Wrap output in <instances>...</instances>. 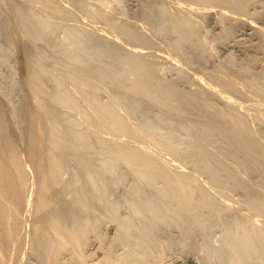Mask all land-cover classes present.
I'll return each mask as SVG.
<instances>
[{"label":"rangeland","instance_id":"rangeland-1","mask_svg":"<svg viewBox=\"0 0 264 264\" xmlns=\"http://www.w3.org/2000/svg\"><path fill=\"white\" fill-rule=\"evenodd\" d=\"M198 1L0 0V127L1 125L4 126L3 128L1 127L4 131L0 128V168L3 169L5 175L7 174L6 177L9 181L20 189L22 185L24 188H22V201L20 200L19 202L13 199L15 202L12 201L10 203L11 200L9 202L5 200V203L1 200L5 198L0 195V201L4 202V206L9 203L7 207H12L17 213L16 215L13 212L15 215L13 214L12 216L11 214L9 217H14L13 219L11 218L12 222L10 219L4 222L5 224H12L9 225L13 227L12 230H10L11 227L9 228L8 225H6L8 226L6 229L16 233L12 232L14 235L11 233L12 240L10 245L6 244L5 246L8 245L7 247L4 246V248L0 249V264H264V207L262 208L258 203L253 204L242 191L235 190L233 178L226 180L228 186H225V190L222 189V184L219 185L221 180L216 182L218 179L213 177L212 172L209 171L210 175L209 172L206 173V169H202L205 166L204 161L202 166L203 157L201 160L199 158L201 157L200 155L191 156L190 153L192 154V152H187V142L190 139L195 140L197 137L199 139L198 130L202 132V130L205 131L204 129H206L208 131L210 127L207 125L211 123L213 125L212 119L208 118L210 120H206L207 117H200L201 119L191 118V114V117H189V114L184 109L181 110L180 107L182 106L178 107L173 104H169L172 112L167 109L164 110L158 106L159 95L153 89L144 91L143 97L137 96L139 95L138 93H131L134 83L139 78L137 73H134L133 70H130L124 64V60L129 56H140L144 58L145 63H147L149 69L154 72L157 78L163 82H168L176 91L183 96L185 95L186 99H193L194 94H196L195 97L199 98H194L196 102L210 104L209 106H212L210 107L211 113L214 114L215 112L214 115L217 113L219 117L223 116L226 120L229 119L227 121H230L233 126H236V123L244 118L242 122L245 124L249 123L247 130L251 137L256 138L255 135H259V140L258 138L255 140H258L256 144L259 142L260 144L258 145L264 146V102L260 103L264 99L260 94L258 97V91L264 90V0H242V5L239 3L241 0H239L238 3L243 8V12L240 10L242 9L241 7L239 9V5L236 8L235 6L231 7L230 10V8L209 4L208 0ZM48 6L50 9L47 8ZM16 8L18 14L21 13L20 16L15 13ZM56 9L57 11L58 9L59 11L62 9L68 11L66 14L69 15L65 14L59 18L56 14ZM238 9L240 10L239 12L236 11ZM222 10L223 12L225 11V14L222 13ZM22 12L35 14L37 17L35 22L40 31L43 32V35L46 33L48 36L44 38L42 35L43 37L40 36L38 39V36L29 34L28 27L23 24L21 19ZM130 33L141 36L143 40V42H139L141 47L137 45L138 42L132 41ZM192 34L196 36V43L199 42L200 47L197 48L198 44L196 43H192L193 45L188 43V37ZM92 37L95 39L99 38L98 42L92 45V50L85 49V53H89L88 59H91V62L94 60V62L91 64L88 59H82L77 62L76 60L80 52H82V48L79 46L81 41ZM40 39H43V41ZM104 41H106V44ZM111 43L113 44L112 47L117 48H114V50H118L116 53L121 52L119 53L121 55L118 62L124 64V67L117 71H115V64H111L113 63L112 60L110 62L112 54L109 56L104 51L107 48L109 50L112 48L109 47ZM107 44L108 47L105 49ZM102 47L104 50L100 49ZM110 51L112 52V49ZM31 63L35 64L32 65L33 68H38L34 72L31 67L34 72V74L31 72L33 74L31 76L35 79L36 73L42 74L41 79L44 76L45 78L42 80L47 85L42 83L45 86L42 85L38 88L41 84H34L36 81L30 76ZM97 67L102 68L100 73ZM229 77L230 79H228ZM222 79L228 80L227 82L229 83L232 82V84L228 83V85L229 87L232 85L231 89L234 88L235 91L233 89L231 92L228 91L230 95H226L227 89L223 86L228 85H226L227 83L221 84L223 83ZM34 85L38 86L35 88L36 90L38 88L39 92L32 90ZM42 87H46L44 88L45 91H43ZM47 89L48 91L46 92ZM50 89L56 90L54 91L55 93L52 91L53 95L55 94L54 96L52 92H49ZM236 90L238 92L240 90L239 94ZM233 91L235 93H232ZM33 92H38L39 94L44 92L46 95L43 93L45 99L48 96L49 98L47 97V99L49 101L43 99L44 97L42 98V96L41 99L39 94H37V97ZM48 92L49 94H47ZM61 92L63 95L66 94V96H71L74 99L73 107L76 105L75 108L78 110H75V108L72 110L71 106L64 102L63 99L56 101ZM32 94L37 101H35L34 96V98L32 97ZM248 95L249 98L247 97ZM228 96L234 98L226 99L229 98ZM51 97H55L53 99L58 103L54 102L53 105V102H51L49 105L47 102H50ZM135 97H138V99ZM245 97L248 98V102L246 101L247 99L244 100ZM253 97L256 99L255 101ZM231 100H233L232 102L236 100V102L232 103L230 102ZM110 103L118 105L114 107ZM108 104L112 107L107 108L108 110L103 108V106L108 107ZM58 105H61V107ZM63 106L66 109L62 108ZM251 106H254L252 107L253 109ZM113 108L116 111L118 109L119 113L121 112L120 116L122 115V118H118L119 113L118 111L117 113L116 111L113 112ZM105 109L109 112L112 109L114 114L112 113L111 115L109 113V115ZM250 110L251 112H249ZM77 111H80L78 116L76 115ZM115 114H118V116L114 117ZM226 114L230 116L228 117ZM62 115L65 117L63 118ZM239 115L243 117L242 120ZM46 117H50L51 123ZM86 118H88L87 120L90 118L94 124L98 122V130L97 127L95 130L93 129L95 125H93V128L90 126L92 129L89 124L85 125V123L87 124ZM115 118H118V120ZM246 118L248 123L245 122L247 121ZM45 119L46 123L44 122ZM58 119L59 121H57ZM120 119L121 122L119 121ZM68 122H70V127L74 122L79 123V128L77 127L75 132L78 131V134L84 132L81 134L88 136L91 146L88 149L89 151H83L85 148L80 146L75 145L74 147L73 141L70 142L71 145L69 144V137L66 138L70 134L71 129ZM57 123L58 128L56 127ZM61 123H63L62 126ZM119 124H124L125 126H122L126 128L117 131V129L122 128ZM80 125L83 127H80ZM99 125H101L102 130L99 129ZM112 126L114 127L111 128ZM129 126L131 130L135 128L136 133H138L137 130L141 129L143 133H138V137L131 130L129 132ZM203 126H207L208 129ZM136 127H140V129H136ZM125 129L128 130L125 131ZM249 129L252 132L256 130V133L253 132L252 134ZM112 130L118 133L116 134L113 131L114 134L112 135ZM122 130L125 132L123 133ZM133 133L135 136L131 135ZM140 134H144L147 138H144L145 136L143 135V139L142 137L140 139V136H142ZM31 135L32 137H30ZM35 135L39 140L38 144H40L37 148H40V150L42 148L41 152L43 155L47 152L46 149H53L56 156H58L56 168H53L55 170L58 168L59 170L60 166L61 170H57L60 173L55 171L56 174H54L50 170L47 172L51 167L43 160V155L42 157L41 154L37 155L38 157L40 155V159L38 157L36 159L32 158L35 156V152L41 153L40 150H35L38 145L32 144L34 143L32 138ZM63 135H66L64 136L66 139ZM101 136L103 140L107 139L106 141L114 142L117 145L121 144L119 146L126 144L124 147L127 150L126 154L128 153L129 155L131 152L132 154L133 152L135 154L140 153L143 148V152L147 151V153L145 152L148 155L147 157L152 161L155 159L154 163H163V165L160 163H157V165H162L161 168L163 167L165 170L169 168L167 170L172 176H174L173 173L175 172L176 174L185 175L189 179L191 178V181L196 180L188 185V190L192 192L193 196L189 204L192 211L190 212L188 207L189 213L186 214L187 210L185 211L184 206L180 204L181 196H177V199L171 198L172 193H169L171 188H173L171 183L167 184L160 177L153 180V184H151L149 181L151 180L152 169L142 166V168L140 167L141 170L146 169V171H141L139 168L136 170L140 172L134 173L136 170L130 171V165L126 163L127 158L123 162L124 165L112 163L114 165L110 167V172H112L106 174L104 178L105 174L99 169L103 171V165L101 164L111 160H109L110 157L107 159V156H104L98 141L96 142L97 137L100 138ZM116 136H118V140H115L117 139L115 138ZM233 136L227 135L228 142L234 146L239 145V137ZM130 142L133 143L130 145L128 144ZM5 143L10 144L9 147L7 144L9 149L5 147ZM128 145L130 148L135 146V149L132 147L133 151L130 150ZM221 145L222 149H226L223 148L226 144L217 143L220 151H224L221 149ZM81 148L83 149L82 151ZM136 148L141 149L137 151ZM156 148H159L158 152ZM161 149H164L162 153L160 152ZM171 150H174V155L176 153L178 156L180 155L178 158L180 160L177 159V161V157L174 158L175 156L170 154ZM30 151L33 153L31 154ZM11 154L14 155L11 156ZM126 154L125 157H128ZM145 154L143 153L142 155ZM241 154L244 155L247 161H249L250 157L252 159L254 157V154ZM240 155L239 157L242 156ZM12 157H16L19 162L21 161L22 166L24 165L23 168L27 172V174L25 172L27 177H25L26 180L24 179L25 183L18 178L17 172L12 170ZM192 157H194V160ZM195 157H198L199 160ZM233 157L231 158L236 160L230 159L228 165L230 166L229 168H232L233 164H235L237 169L235 166V169H231V171L233 172L234 170L235 175L237 172L238 176H243V180L249 178L244 183L250 184L253 188L256 187V190H260L264 194V188L257 185L264 179V162L262 166L261 163L258 166H251L252 170L247 168L248 173H244L243 171L240 172L241 169L237 170L238 166H240V161L245 160L242 157L240 158L241 160H237L238 156L235 155ZM37 158L38 161H36ZM130 158L131 155L128 160ZM41 159L42 163L39 162ZM38 162L43 164L44 167L37 164ZM125 163L129 166H126ZM5 165L9 166L10 171ZM131 168L135 169L132 166ZM39 169H41L42 174L41 171H38ZM7 170L9 171L8 173ZM253 170L258 172L256 173ZM148 171L151 172L149 173ZM73 172L75 173L74 176H72ZM91 172L93 175L89 174ZM45 173L47 177L45 176L44 178L46 180L48 178L47 183L49 185H47L46 191L42 192L39 179ZM95 173H97L98 182L93 181L94 179L97 180ZM52 175H57V177ZM89 175L92 177L90 178ZM238 176L234 180L240 178ZM148 178L150 179L149 181H147ZM241 179L240 181H242ZM230 180H232L231 183H229ZM14 181H17L18 184L14 183ZM147 182H149V187L144 185ZM196 182L199 183L197 185V187L199 186L198 188L195 185ZM90 183L96 186L92 187ZM81 188H83L82 191H80ZM199 189H202L203 192L205 191V195L208 194L210 201H215L213 203L218 205V207L215 204L216 208L214 210L212 209L214 207H208L209 209L199 207L200 198L204 195ZM99 194L102 195V198ZM41 195L45 197L46 203L48 200V203L40 207L38 202L43 199ZM80 195L82 196L80 197ZM90 196L94 200H91ZM155 196H157L156 200ZM153 197L155 201L151 203L150 201ZM97 200L99 201L97 202ZM104 200H106V206H104ZM63 202L65 205L68 203V207L74 204L76 206L74 213L70 215L74 222L71 221L70 216L69 219L68 217L67 219L63 218L64 221L62 223L64 222L63 224H65L66 228L61 231V234L68 233L66 236H70L69 232L73 230V225L77 220H79L77 224H79L78 222L83 224V221H88L86 222L87 226L84 223L85 225L82 229L83 243L79 245L74 243V245L78 246L70 245V248L66 247L62 239L54 235L56 226L53 227L54 225L52 226L51 224L49 227L48 223L46 224L52 216L53 218L58 216L56 215L57 213L63 215V213H60L65 208ZM92 202H94L93 205ZM153 202L156 203L155 206L158 208L153 206L155 204ZM17 203L18 206H16ZM81 206L89 208L90 211L85 210L89 214L83 213L82 215V212L79 214L82 209ZM59 208L63 209L60 211ZM144 208L148 209L147 213L149 214H145L146 210ZM152 208H155L154 211ZM180 210L184 212V216L182 214L181 216L179 215L181 213L179 212ZM53 218L49 224L54 220ZM56 218L59 219V217ZM14 219L15 221H13ZM59 220L61 221L62 219ZM129 223L132 224V227L127 230L129 238L124 237L123 239L121 237L123 233L121 232ZM56 224H58L57 219ZM2 225L1 228H5L4 224ZM92 226L93 228L95 227L93 230ZM228 233H232V236ZM229 236L231 238H228ZM150 241L152 242L150 243ZM142 246L147 248L145 249ZM143 248L145 251L140 250ZM142 251L147 256H144L145 254Z\"/></svg>","mask_w":264,"mask_h":264},{"label":"bare ground","instance_id":"bare-ground-1","mask_svg":"<svg viewBox=\"0 0 264 264\" xmlns=\"http://www.w3.org/2000/svg\"><path fill=\"white\" fill-rule=\"evenodd\" d=\"M198 1V0H197ZM201 1V0H200ZM203 1V0H202ZM248 1V0H247ZM61 2V1H60ZM66 2V1H65ZM191 2V1H190ZM199 2V1H198ZM239 0H208V3L209 4H212V5H214V6H217V7H222V8H230V10H231V7H234L235 6V8H236V6L238 7V5H239V9H240V7H241V3H242V0L239 2ZM244 2V1H243ZM206 3V2H205ZM245 3V2H244ZM251 3V2H250ZM60 4V3H59ZM195 4H197V3H195ZM62 5H64V4H62ZM204 5V4H203ZM211 5V6H212ZM248 5H250L249 3H248ZM245 6V5H244ZM247 6V5H246ZM66 7V6H65ZM216 7V8H217ZM48 9H50V7L48 6L47 7ZM202 8V7H201ZM212 8V7H211ZM210 8V9H211ZM215 8V9H216ZM242 8V7H241ZM246 8V7H245ZM52 9V8H51ZM65 9V8H64ZM69 9V8H68ZM208 9V8H207ZM214 9V10H215ZM218 9V8H217ZM236 10V11H240V10H242V12H243V8L242 9H240V10ZM55 10V9H54ZM53 10V11H54ZM66 10V9H65ZM65 10H60L59 11V9H58V11H57V9H56V14L59 16V18H61L62 16H64L65 14H66V12H68V11H65ZM220 10V9H219ZM233 10V9H232ZM245 10V9H244ZM18 10H17V8H16V14L17 15H21V13L20 14H18V12H17ZM51 12H52V10H50ZM55 12V11H54ZM219 12V11H218ZM225 12V11H224ZM223 12V10H222V13H224ZM233 12H235V11H233ZM23 14H22V22H23V24H25L27 27H28V29H29V34L31 33V35H35V36H38V39H39V37L40 36H42L43 35V32H41L40 31V29H39V27H38V25L36 24V22H35V18L37 19V17H36V15L35 14H31V13H24V12H22ZM241 13V12H240ZM225 14V13H224ZM236 14V13H235ZM66 15H69V14H66ZM226 16V15H225ZM228 16V15H227ZM230 16V15H229ZM241 16V15H240ZM237 17V16H236ZM245 17V16H244ZM225 18V17H224ZM247 19V18H246ZM249 19V18H248ZM19 20H20V18H19ZM21 22V21H20ZM26 27V28H27ZM131 34V33H130ZM44 36V38H46V36H48V34H44L43 35ZM42 36V37H43ZM32 37V36H31ZM34 37V36H33ZM41 37V38H42ZM35 38V37H34ZM37 38V37H36ZM43 38V39H44ZM43 39H40L41 41H43ZM99 38H97V39H95V38H91V39H88V40H83V41H81V43H80V47L82 48V52H80V54H79V56H78V58H77V62L80 60H82V59H88L89 58V53H85L86 51H85V49H90V50H92V45L93 44H95V43H97ZM131 39H132V41L133 42H138V44L137 45H139V44H141V43H139V42H143V40L141 39V36H139L138 34H131ZM130 39V40H131ZM196 36L194 35V34H192V35H190L189 37H188V43L189 44H192V43H196L197 41H196ZM263 39V38H262ZM45 41V40H44ZM103 41V40H102ZM107 41V40H106ZM106 41H104V43L106 44ZM199 41V40H198ZM263 41V40H262ZM37 42V41H36ZM107 42H109V41H107ZM145 42V41H144ZM104 43H101V44H104ZM134 43V44H135ZM199 43V42H198ZM198 43H196V44H198ZM100 44V45H101ZM104 44V45H105ZM108 44H110V43H108ZM108 44L105 46V49L108 47ZM143 44H145V43H143ZM143 44H142V46H143ZM200 44V43H199ZM199 44L196 46L197 48L198 47H200L199 46ZM203 44V43H202ZM201 44V45H202ZM99 45V44H98ZM112 43H111V46L109 45V47H112ZM147 45V44H146ZM193 45V44H192ZM102 46V45H101ZM140 46V45H139ZM141 47V46H140ZM193 48H194V46H192ZM195 47V48H196ZM204 47V46H203ZM202 47V48H203ZM103 48V47H102ZM102 48H100L101 50H104V48L102 49ZM114 48L115 47H112V48H110V50L112 49V52L108 49H106V50H104L105 51V53H107V54H109V56L112 54V56H110L111 57V59H110V62H111V60H112V62L113 63H111V64H115V66H116V69H115V71H117V70H119V69H121V67H124V64L130 69V70H133L134 71V73H137L138 74V78H139V80L136 82V83H134V85H133V89H132V91H131V93H138L139 95H137V96H139V97H143V95H144V91H148L149 89H153L158 95H159V99H158V106H160L161 108H163L164 110H168V111H171L172 112V109H171V107H170V105L169 104H173V105H176V106H178V107H180V106H182V107H180L181 108V110L182 109H184L185 110V112H187L188 114H189V117H191V115H192V117L191 118H193L194 117V119H195V117L196 118H200V117H207L206 118V120L208 119V118H211L212 120L211 121H213V125H211L212 123L211 122H209V123H211L210 125L208 124L207 126H209L210 128H209V130L207 131L206 129H204L205 131H203L202 130V132L200 131V130H198L199 129V127H198V132H199V139H198V137H197V139H195V140H193V139H190L188 142H187V145L188 146H186L187 148V152H192V154L190 153V155L192 156V155H194V156H196V155H200L201 157H199L201 160H202V166H203V163H204V167L202 168V166H200L203 170H205L206 171V173H208L209 171L210 172H212V175H213V177L214 178H217L218 180L216 181V182H219V180H221L220 182H219V185L220 184H222V189H224L225 188V186H228V182H226V180H229V179H232L233 180V182L235 183V185H233V186H235V190H239V192L240 191H242L243 193H244V195H246V198H248L249 197V200L253 203V204H255V203H258L259 204V206H261L262 208L264 207V194H262L261 193V191L260 190H256L257 188L255 187V188H253V186H251L250 184H247L246 182L244 183V181H248L249 180V178L248 179H246V180H243L244 178H243V176L242 177H240V176H238L237 175V172H236V175H235V173H234V170H233V172L231 171V169H235V164H233V167L232 168H229L230 166L228 165V162H229V160L230 159H233L234 157V155L235 156H238V158H237V160H241L240 158L242 157V159L243 160H245V161H240V166H238V170L237 171H239V169H241L240 170V172H247L248 170H247V168L249 169V168H251V166H258V164H260L261 163V166H262V163L264 162V146L263 145H258V144H260L259 142L256 144V142L259 140V135H255L256 136V138L255 137H251V134H249V131L247 130L248 129V119H247V121H245V122H247L248 124H245V123H243L242 121L244 120V118L241 116V115H239L240 117H241V120H242V118H243V120L242 121H238V123H236L237 125L236 126H233V125H231V123H230V121L228 122L227 120H229V119H225L223 116L221 117H219L218 116V114L216 113V115H214L215 114V112H214V114L213 113H211L210 112V107H212V106H209L208 104H206V102H205V104H204V102L203 103H198V101L196 102L195 101V99H196V97H195V95L196 94H194V98L193 99H186V96H185V98H184V96L180 93V92H178V91H176L174 88H173V86L172 85H170L168 82H163L162 80H160L159 78H157L156 76H155V74H154V72L151 70V69H149V67H148V65H147V63H145V61H144V58L143 57H140V56H129L127 59H125L124 60V64L121 62V63H119L118 62V60H120V55L121 54H119V53H121L120 51L118 52V53H116L118 50H114ZM143 48V47H142ZM196 48V49H197ZM115 49H117V48H115ZM144 49V48H143ZM200 49V48H199ZM205 50H206V48H204ZM115 52H114V51ZM262 50V49H261ZM122 51V50H121ZM111 52V53H110ZM114 52V53H113ZM202 52H203V50H202ZM201 52V53H202ZM206 52V51H205ZM204 53V52H203ZM208 53V52H207ZM205 54V53H204ZM206 55V54H205ZM204 55V56H205ZM203 56V55H202ZM210 57V56H209ZM91 59H88V61H90ZM94 62V60H92V62L90 61V63L92 64ZM34 63H31L29 66H30V73L32 72L33 74H34V72H36V70L38 69V68H33V65ZM35 65V64H34ZM101 66V65H100ZM31 67L34 69V72H33V69H31ZM98 69H99V73H100V71H101V69H100V67H97ZM104 68V67H103ZM41 70V69H40ZM38 72V71H37ZM104 72V71H103ZM102 72V73H103ZM30 74V76L31 75H33V74ZM101 75V74H100ZM41 76H42V74L40 75V73H36L35 74V79H34V77L33 76H31L33 79H34V81H36L34 84H36V85H39V84H41V85H39V87L38 86H36V85H34V89H33V87H32V90H36V88L35 87H38V88H40L42 85H44L45 84V82H43V78H45L44 76L42 77V79H41ZM30 77V78H31ZM31 78V80H33ZM216 78V77H215ZM225 78V77H224ZM223 78V79H224ZM222 79V80H223ZM228 79H230V77L228 78ZM42 80V81H41ZM45 80V79H44ZM219 80V79H218ZM224 81H226V79L225 80H223L222 82L223 83H221V84H225V83H227L226 85H228V83L229 82H224ZM32 82V81H31ZM220 82V81H219ZM33 83V82H32ZM31 83V84H32ZM42 83H44V84H42ZM229 84H232V82H230ZM45 85H47V84H45ZM44 85V86H45ZM53 85H55L54 83H53ZM220 85V84H219ZM235 85V84H234ZM233 85V86H234ZM218 86V85H217ZM216 86V87H217ZM224 88H226L227 89V93H226V95H230V93L229 92H231L232 91V89L235 91V89L234 88H232L231 89V87H232V85L229 87V85L228 86H223ZM235 87V86H234ZM38 88H37V90L36 91H38ZM44 88H46V87H42V89H43V91H45L44 90ZM236 88V87H235ZM49 89V88H48ZM48 89L46 90V92L48 91ZM240 89V88H239ZM31 90V91H32ZM39 90H41V89H39ZM225 90V89H224ZM54 92V91H56V90H52V89H50L49 90V92L51 93V92ZM229 91V92H228ZM232 92V93H235V92ZM237 91V90H236ZM35 92V91H34ZM33 92V93H34ZM39 92V91H38ZM34 93V95H37V94H39V93ZM49 92L47 93V94H49ZM53 92H52V95H53ZM224 92V91H223ZM226 92V91H225ZM238 92V91H237ZM239 92H240V90H239ZM239 92H238V94H239ZM260 92V93H259ZM43 93L44 92H42V93H40L39 94V96H40V98H41V96H42V98L44 97V95H45V93H44V95H43ZM55 93V92H54ZM59 93V92H58ZM244 93V92H243ZM255 93H257V92H255ZM56 94H57V92H56ZM60 94V93H59ZM58 94V95H59ZM237 94V95H238ZM259 94H260V96L262 95V97H263V99H264V90H259L258 91V97H259ZM33 94H32V97L34 96ZM55 95V94H54ZM53 95V96H54ZM136 95V94H135ZM182 95V96H181ZM240 95H242V93H240ZM46 96V95H45ZM256 96V95H255ZM35 97V96H34ZM33 97V98H34ZM37 97H38V95H37ZM48 97V96H47ZM47 97H46V99H47ZM56 97V96H55ZM55 97H51L52 99L53 98H55ZM191 97V96H190ZM229 98H226V99H230V98H234V97H230V96H228ZM238 97V96H237ZM241 97V96H240ZM244 97V96H243ZM242 97V98H243ZM248 98H249V95L247 96ZM247 97H245L244 98V100L245 99H247L246 101L248 102V98ZM257 97V96H256ZM262 97H261V99H262ZM39 98V100H41ZM49 98V97H48ZM50 98V102H47V103H49V105L51 104V102H53V105H54V102H55V99H51ZM135 98H137L138 99V97H135ZM198 98V97H197ZM254 98V97H253ZM35 99H36V97H35ZM34 99V100H35ZM43 99H45V97L43 98ZM45 99V100H46ZM61 99H63L64 100V102H66L68 105H70L71 106V109L73 110L75 107H76V105H75V107H73V105H74V99L71 97V96H66V94L65 95H63L62 94V92H61V95L59 96V97H57V99H56V101H58V100H60L61 101ZM136 99V100H137ZM199 99V98H198ZM252 99V98H251ZM38 100V101H39ZM44 100V101H45ZM256 99L254 98V101H255ZM35 101H37V99L35 100ZM47 101H49V99H47ZM195 101V102H194ZM200 101H201V99H200ZM204 101V100H203ZM233 100H231L230 102H232ZM238 101V100H237ZM251 101V100H250ZM252 101H253V99H252ZM260 101V100H259ZM234 102H236V100H234ZM234 102H232V103H234ZM261 102H264V100L262 101H260V103ZM44 103V102H43ZM55 103H58V102H55ZM113 103H115V102H113ZM117 103V102H116ZM244 103H245V101H244ZM250 103V102H249ZM248 103V105L250 106V104ZM251 103H253V102H251ZM59 104H60V102H59ZM76 104V103H75ZM111 104V103H110ZM108 104L109 106L108 107H105V106H103V108H111L114 104ZM247 104V103H246ZM254 104H256L255 102H254ZM57 105V104H56ZM63 105H64V103H63ZM115 105H118V104H115ZM115 105H114V107H115ZM251 105H253V104H251ZM261 105V104H260ZM43 106V105H42ZM58 106H60L61 107V105H58ZM263 106V105H262ZM50 107V106H49ZM73 107V108H72ZM119 107V106H118ZM117 107V108H118ZM252 107H254V106H251V108ZM62 108H64V106L62 107ZM61 108V109H62ZM245 108V107H244ZM248 109H251L250 107H247ZM40 109V108H39ZM58 109V108H57ZM64 109H66V108H64ZM77 108H75V110H76ZM105 109V110H106ZM107 109V110H108ZM114 109V108H113ZM120 109V108H119ZM247 109V110H248ZM253 109V108H252ZM263 109H264V107H263ZM41 110V109H40ZM60 110V109H59ZM58 110V111H59ZM78 110V109H77ZM106 110V111H107ZM213 110V109H212ZM16 111V110H15ZM62 111H63V109H62ZM61 111V112H62ZM68 111V110H67ZM103 111H104V109H103ZM103 111H101V112H103ZM105 111V112H106ZM111 112H109V111H107L108 112V114L110 113L111 115H112V113L114 112V111H116V109H114L113 110V112H112V109L110 110ZM117 111H118V109H117ZM117 111H116V113H117ZM69 112V111H68ZM106 112V113H107ZM182 112V111H181ZM249 112H251V110L249 111ZM17 113V112H16ZM63 113H66V112H63ZM80 114V111L78 112L77 111V116ZM118 113H119V111H118ZM109 114V115H110ZM114 114V113H113ZM120 114H121V112L119 113V116H118V114H115L114 115V117H116V115L118 116V118L120 117V118H122L121 116H120ZM191 114V115H190ZM241 114H243V113H241ZM252 114V113H251ZM227 115V114H226ZM225 115V116H226ZM249 115V114H248ZM253 115H255V114H253ZM258 115V114H257ZM20 116V115H19ZM188 116V115H187ZM217 116V117H216ZM228 116V115H227ZM230 116V115H229ZM228 116V117H229ZM250 116V115H249ZM252 116V115H251ZM62 117H63V115H62ZM65 117V116H64ZM63 117V118H64ZM109 117V116H108ZM113 117V116H112ZM254 117V116H253ZM256 117V116H255ZM260 117V116H259ZM49 121H50V123H51V121L52 120H50L49 118L50 117H46ZM56 118V117H55ZM118 118L116 119V120H118ZM223 118V119H222ZM51 119H52V117H51ZM60 119V118H59ZM59 119L57 120V121H59ZM77 119H78V117H77ZM80 119V118H79ZM82 119V118H81ZM84 119V118H83ZM88 118H86L85 119V121H87V124L85 123V125H88L89 124V127L91 126L92 128H93V125H95L94 126V130L96 129V127H97V130H98V126H97V124H99L97 121V124L95 123L94 124V122L92 123L91 122V119H92V117H91V119L89 118V120H87ZM201 119V118H200ZM203 119V118H202ZM252 119V118H251ZM17 120V119H16ZM62 120H65V119H62ZM76 120V119H75ZM93 120V119H92ZM95 120V119H94ZM115 120V121H116ZM197 120V119H196ZM208 120H210V119H208ZM239 120V119H238ZM68 121V120H67ZM77 121V120H76ZM120 122H121V119L119 120ZM202 121V120H201ZM203 121H205L204 119H203ZM252 121V120H251ZM45 123H46V119H45V121H44ZM78 122V121H77ZM82 122V121H81ZM124 122V121H123ZM260 122V121H259ZM264 122V121H263ZM3 123V122H2ZM49 123V124H50ZM197 123V122H196ZM252 123V122H251ZM261 123V122H260ZM47 124H48V122H47ZM62 124L63 123H61V126H62ZM67 124V123H66ZM193 124H195V122H193ZM257 124H259V123H257ZM54 125V124H53ZM56 125V124H55ZM68 125H69V127H70V122H68ZM68 125H66V126H68ZM119 125H121V124H119ZM122 125H124V124H122ZM121 125V127L122 128H119V129H117V131L118 130H120V129H124V128H126V127H123ZM130 125V124H129ZM254 125V124H253ZM100 127H99V129L100 130H102L101 128V125H99ZM118 126V125H117ZM125 126V125H124ZM126 126H128L127 124H126ZM131 126V125H130ZM130 126L128 127V129L130 128ZM134 126V125H133ZM132 126V127H133ZM195 126V125H194ZM207 126H203V127H205V128H207L208 129V127ZM1 127L3 128L4 126L3 125H1ZM0 127V128H1ZM56 127L58 128V123H57V125H56ZM79 128V123H76V122H74V123H72L71 124V129H70V134H68L67 136L66 135H63V137L64 136H66V138H68L69 137V144L71 145V143L70 142H72L73 141V144H74V147H75V145L76 146H80V147H83V148H85V150H83L82 148H81V151L83 150V151H85V152H87V151H89L88 149H90L91 148V146H90V144H89V139L87 138L88 136L87 135H83V134H81V133H84V132H81V133H77V132H75V129L76 128ZM80 127H83V126H81L80 125ZM90 127V128H91ZM114 126H112L111 128H113ZM116 127V126H115ZM120 127V126H119ZM250 127V126H249ZM1 128V129H2ZM60 128V127H59ZM67 128V127H66ZM84 128H86L85 126H84ZM88 128V127H87ZM89 128V129H90ZM91 128V129H92ZM109 128V127H108ZM107 128V129H108ZM110 128V129H111ZM118 128V127H117ZM139 129H140V127H138ZM137 127H136V129H138ZM257 128V127H256ZM104 129V128H103ZM127 129V130H128ZM3 131H4V129H2ZM58 130V129H57ZM68 130V129H67ZM94 130H93V132H94ZM126 129H125V131H127ZM130 130L131 129H129V132H130ZM132 130H134V131H132ZM132 130H131V132H134V133H136L135 132V128L133 129L132 128ZM142 130V129H141ZM141 130H137V132L138 133H143V132H141ZM249 130H251V129H249ZM254 130V129H253ZM66 131V130H65ZM86 131L88 132V130L86 129ZM113 131H115V130H112L111 132H113ZM124 131V132H125ZM143 131V130H142ZM256 131V130H255ZM255 131H253V132H255ZM258 131V130H257ZM86 132V133H87ZM108 132H109V130H108ZM116 132V131H115ZM121 132V131H120ZM119 132V133H120ZM122 132H123V130H122ZM123 132V133H124ZM251 132H252V130H251ZM253 132H252V134H253ZM5 133V132H4ZM66 133V132H65ZM92 133V132H91ZM96 133V132H95ZM102 133V132H101ZM100 133V134H101ZM118 132H116V134H117ZM131 134V135H134L135 136V134ZM138 133H136V135L138 136L139 134ZM256 133V132H255ZM110 134V133H109ZM114 134V132L112 133V135ZM115 134V135H116ZM34 135V134H33ZM70 135V136H69ZM93 135H94V133H93ZM98 135V134H97ZM114 135V136H115ZM119 135V134H118ZM120 135H122V134H120ZM129 135V134H128ZM131 135H130V137H131ZM140 135H142V134H140ZM144 135V134H143ZM140 136V139H141V137H142V139H143V137L145 136ZM147 135V134H146ZM227 135L228 136H232V135H234L235 137H239V141H240V143H239V145H236V146H234V145H231L228 141L229 140H227ZM114 136H112V137H114ZM134 136H133V138H134ZM233 136V137H234ZM30 137H32V135L30 136ZM73 138V140H71L72 138ZM107 137V136H106ZM118 136H116L115 138H117ZM139 137V136H138ZM137 137V138H138ZM65 138V137H64ZM65 138V139H66ZM71 138V139H70ZM100 138H102V139H100ZM97 137V139H100V140H97L96 139V142L98 141V145H99V147H100V150L101 151H103L102 153H104V156H107V159H109L108 157H110V159L109 160H111L110 162L109 161H105L104 163H102L101 165H103V171L101 170V169H99L101 172H103V174H105V176H104V178L106 177V174H110L111 172H110V167H112V166H114L112 163H114V164H117V163H121V164H123V162L126 160V158H127V161H126V163H128L129 165H130V167H129V169H130V171L131 170H136V169H139L140 167L142 168V166L144 167V168H149V169H152V172H151V177H150V179L148 178V180L147 181H149L151 184H153L152 182H153V180H155L156 178H163L164 180H165V182L168 184V183H171L172 185H173V188H171V190L169 191V189H168V191H169V193L171 192L172 193V195L171 194H169V195H171L172 197L171 198H174V199H177L176 197L177 196H181V199H180V201H181V205H183L184 207V210L186 211L187 210V208L189 207H191V205L189 206V204H190V202H191V200H192V192L191 191H189L188 190V185H189V183H191L192 181H191V178L189 179L188 177H186L185 175H182V174H180V173H173V175L174 176H172V174H170L168 171L169 170H167V169H169V168H167L165 165V167L167 168L166 170L165 169H163V167L161 168V166L163 165V163H160V162H157V160H156V162L157 163H160V164H162L161 166H160V164H158L157 165V163H154L153 161L155 160V159H153V161L149 158V157H147L148 155H146L145 154V152L147 153V151L145 150L144 152H143V148L141 149V148H136L137 149V151L138 150H140V153L138 152L137 154H135L134 152H133V154H132V152L130 153V155H131V158L128 160V158L130 157V155L128 154H126V152H127V150H126V147H124L126 144H124V146L122 145V146H119V145H121V144H119V145H117V144H115L114 142H111V141H106L107 139H105V140H103V137L101 136V137ZM144 138H147V136H145ZM150 138V137H149ZM258 138V140L257 141H255L256 139ZM33 139V141H34V143H32V144H37L38 146H33V147H35V150H37L38 148L37 147H39V145L40 144H38V139H37V137H36V135L32 138ZM24 140V139H23ZM112 140H113V138H112ZM115 140H118V138L117 139H115ZM115 140H113V141H115ZM129 140V139H128ZM138 140H139V138H138ZM145 140V139H144ZM149 140V139H148ZM151 140V139H150ZM154 140V139H153ZM152 140V141H153ZM191 140H193V141H191ZM30 141V140H29ZM119 141H121V140H119ZM135 141V140H134ZM155 142H157L156 140H154ZM8 142V141H7ZM140 142V141H139ZM141 142H142V140H141ZM140 142V143H141ZM150 142V141H149ZM219 142H221L222 144H226V146L225 147H223V148H226V149H222V145L220 146L221 147V149L222 150H224V151H220V149L218 148V146H217V143H219ZM261 142V141H260ZM10 143V142H9ZM15 143V142H14ZM31 143V142H30ZM29 143V144H30ZM121 143V142H120ZM133 143V142H132ZM131 142L130 143H128V144H132ZM137 143H138V141H137ZM143 143V142H142ZM147 143V142H146ZM7 144L8 143H5V147H7ZM72 144V145H73ZM151 144H153V143H151ZM150 144V145H151ZM3 145V144H2ZM9 145L10 144H8V147H9ZM136 146H137V144H135ZM139 145V144H138ZM144 146H145V144H143ZM154 145V144H153ZM156 145L158 146V144L156 143ZM31 146V145H30ZM142 146V145H141ZM263 146V147H262ZM7 147V148H8ZM73 147V146H72ZM124 149H123V148ZM128 147H129V145H128ZM133 147V149H135V146H132ZM132 147L130 148L129 147V149L130 150H132ZM79 148V147H78ZM145 148V147H144ZM9 149V148H8ZM159 149V148H158ZM158 149L156 148V150H157V152H158ZM11 150V149H10ZM38 150H40V148L38 149ZM37 150V151H38ZM41 150H42V148H41ZM41 150H40V152H41ZM47 150V152L46 153H44V155L42 154V152L41 153H36L35 152V156H33L32 158L34 159H36V157H38L37 155L38 154H41V157H42V155H43V160L45 161V162H47V164L49 165V167H51V169H48L47 170V172L50 170V172L51 171H53L54 172V174H56L58 171H60L61 169H60V166H59V170H58V168H57V170H55L53 167H55L56 165H57V162H58V159H57V157L58 156H56V153L54 152V150L52 149H46ZM76 150H77V148H76ZM87 150V151H86ZM129 150V151H130ZM164 150V149H163ZM163 150L161 149V153L163 152ZM133 151V150H132ZM135 151V150H134ZM142 151V152H141ZM165 151H166V149H165ZM16 152V151H15ZM136 152V151H135ZM172 152V153H171ZM12 153V152H11ZM30 153L32 154L33 152H31L30 151ZM145 154V155H142V154ZM160 153V154H161ZM174 153V150H171L170 151V154H173ZM175 153H176V151H175ZM240 153H246V154H254L253 156V159H252V157H250V159L248 158V156H247V158L249 159V161H247L246 159H245V157H244V155L243 154H241L240 155ZM16 154V153H15ZM20 154V153H19ZM125 154H126V156H128V157H125ZM159 154V153H158ZM236 154H238V155H236ZM14 155V154H13ZM12 154H11V156H13ZM174 155V154H173ZM177 155V156H176ZM239 155L241 156V157H239ZM103 156V155H102ZM103 156V157H104ZM175 157L174 158H176V160L179 158V156H178V154L176 153L175 155H174ZM40 157V155H39V159L41 158ZM231 157H233V158H231ZM38 158H37V160L36 161H38ZM106 158V157H105ZM152 158V157H151ZM194 157H192V159H193ZM195 158H198V157H195ZM199 158H198V160H199ZM4 159L6 160V158L4 157ZM32 159V160H33ZM60 159V158H59ZM81 159V158H80ZM104 159V158H103ZM62 160V159H61ZM178 160H180V159H178ZM177 160V161H178ZM194 160V159H193ZM233 160H236V159H233ZM80 161V160H79ZM83 161V160H82ZM153 163H152V162ZM159 161V160H158ZM196 161V160H195ZM204 161V162H203ZM2 162V161H1ZM21 162V161H20ZM19 162V160L16 158V157H12V160H11V168H13L12 170H15L16 172H17V176H18V178L20 179V180H23V182H24V179L26 180V174H27V172L25 171V168H23V166H22V164ZM23 162V161H22ZM39 162H43L42 161V159H41V161L39 160ZM39 162L37 163V164H39ZM4 163V162H3ZM36 163V162H35ZM39 164V165H41L42 167H44L43 166V164ZM81 163V162H80ZM107 163V164H106ZM125 163V164H126ZM1 164V163H0ZM36 164V165H37ZM128 164H126V166L128 165ZM236 164H239V163H236ZM264 164V163H263ZM59 165V164H58ZM124 165V164H123ZM128 165V166H129ZM6 166V165H5ZM35 166V165H34ZM131 166L133 167V168H135V169H132L131 168ZM260 166V165H259ZM7 167V166H6ZM38 167V166H37ZM46 167V166H45ZM102 167V166H101ZM240 167V168H239ZM9 168V166L7 167V169ZM39 168V167H38ZM56 168V167H55ZM141 168H140V170H141ZM45 169V168H44ZM43 169V170H44ZM52 169H54V170H52ZM148 169V170H149ZM200 169V168H199ZM236 169H237V166H236ZM243 169V170H242ZM253 168H251V170H252ZM27 170V169H26ZM65 170V169H64ZM201 170V169H200ZM199 170V171H200ZM202 170V171H203ZM246 170V171H245ZM251 170H249V171H251ZM9 171H10V168H9ZM8 170H7V173L9 172ZM38 171H41V169H39ZM45 171H46V169H45ZM55 171H56V173H55ZM80 171V170H79ZM99 171V172H100ZM138 171V173L140 172L139 170H136V171H134V173L135 172H137ZM141 171H146V169H143V170H141ZM171 171V170H170ZM201 171V172H202ZM253 171H255L256 173L258 172V171H256V170H253ZM25 172H26V174H25ZM98 172V171H97ZM133 172V171H132ZM149 172V171H148ZM149 172V173H150ZM172 172H173V170H172ZM209 172V173H210ZM52 173V172H51ZM58 173H60V172H58ZM74 173V172H73ZM248 173V172H247ZM41 174H42V171H41ZM41 174H40V176H41ZM89 174H92V172L91 173H89ZM96 174V176H95V178L97 177V173H95ZM101 174V173H100ZM178 174H180V175H178ZM261 174V173H260ZM264 174V173H263ZM7 175V174H6ZM6 175L4 174V171H3V169L2 168H0V195H1V197H3V198H5V199H1V200H3L4 202H5V200L7 201V202H9V200H11V202L10 203H12V201L13 202H15L13 199H15V200H17L16 202H19L23 197H22V186H21V189L19 188V187H17V185H15V184H13V182H11V181H9V179L6 177ZM10 175V174H9ZM47 174L45 173L44 175H42L41 177H40V190H41V188H42V192L44 191H46L45 189L47 188V185H49L47 182V180H48V178H47V180L44 178L45 176H46ZM49 175V174H48ZM51 175V174H50ZM57 175H59V174H57ZM57 175H52L53 177H57ZM75 175V173L72 175V176H74ZM86 175H87V172H86ZM85 175V176H86ZM93 175V174H92ZM177 177H176V176ZM210 175H211V173H210ZM241 175V174H240ZM245 175V174H244ZM84 176V177H85ZM150 176V175H149ZM148 176V177H149ZM172 176V177H171ZM240 177V178H242L241 180L242 181H240V178H236L235 180H234V178L235 177ZM247 176V175H246ZM261 176V175H260ZM263 176V175H262ZM9 177V176H8ZM11 177V176H10ZM26 177V178H25ZM47 177V176H46ZM49 177V176H48ZM89 177H90V175H89ZM92 177V176H91ZM90 177V178H91ZM212 177V178H213ZM14 178V177H13ZM12 178V179H13ZM50 178V177H49ZM87 178H88V176H87ZM98 178V177H97ZM96 178V179H97ZM99 178H101V177H99ZM51 179H52V177H51ZM58 179V178H57ZM93 179H94V177H93ZM194 179V178H193ZM260 179H262V177H260ZM232 180H230L229 181V183H231V181ZM17 181H19V180H17ZM17 181H14V183H16V184H18L17 183ZM55 181V180H54ZM93 181H97L98 182V179L97 180H93ZM194 181H196V180H194ZM193 181V182H194ZM237 181H240V182H237ZM39 182V181H38ZM82 182H84V181H82ZM149 182H147L146 184L144 183V185L146 186H148L149 184ZM198 182V181H197ZM196 182V187H197V185H199V183H197ZM20 183V182H19ZM25 183V182H24ZM81 183V182H80ZM91 183H93V182H91ZM90 183V184H91ZM121 183V182H120ZM250 183V182H249ZM252 183V182H251ZM192 184H194V183H192ZM85 185V184H84ZM92 185V184H91ZM101 185V184H100ZM104 185V184H103ZM215 185V184H214ZM218 185V186H219ZM252 185H254V184H252ZM257 185H259V186H261V187H263L264 188V179H262V181H261V183H258ZM94 186H96L95 184H93L92 185V187H94ZM146 186V187H147ZM150 186V185H149ZM148 186V187H149ZM102 187V186H101ZM199 187V186H198ZM197 187V188H198ZM231 187V186H230ZM229 187V188H230ZM49 188V187H48ZM218 188V187H217ZM231 188H233V187H231ZM24 189V188H23ZM53 189V188H52ZM82 189L83 188H81V190L80 191H82ZM226 189V188H225ZM224 189V190H225ZM227 189H228V187H227ZM92 190H93V188H92ZM96 190V189H95ZM199 190H201L202 191V189H199ZM219 190V189H218ZM221 190V189H220ZM63 191V190H62ZM79 191V190H78ZM85 191H87L86 189H85ZM105 191V190H104ZM111 191V190H110ZM223 191V190H222ZM27 192V191H26ZM39 192V191H38ZM68 192V191H67ZM101 192V191H100ZM225 192V191H224ZM229 192V191H228ZM232 192V191H231ZM40 193V192H39ZM47 193V192H46ZM84 193V192H83ZM82 193V194H83ZM88 193V192H87ZM202 193H204V195H202L203 197H201L200 198V204H199V207L201 206V208H208V207H214V208H212L213 210L216 208L215 206H217L218 207V205H216L215 203H213V202H215V201H213V202H211L210 201V199H209V195L207 194V195H205V191L203 192L202 191ZM222 193V192H221ZM76 194V193H75ZM93 194H95V193H93ZM201 194V193H200ZM223 194V193H222ZM225 194V193H224ZM85 195V194H84ZM89 195V194H88ZM100 195V194H99ZM49 196V195H48ZM76 196H78V195H76ZM82 195H80V197H81ZM96 196V195H95ZM248 196V197H247ZM0 197V198H1ZM41 197L43 198V199H41ZM41 197H40V201L38 202L39 204V206L41 207V206H43V205H46L47 203H48V200H47V203H46V199H44L45 197H43L42 195H41ZM50 197V196H49ZM86 197V196H85ZM89 197V196H88ZM87 197V198H88ZM100 197L102 198V195H100ZM46 198H47V196H46ZM77 198V197H76ZM156 198H157V196H155V200H156ZM211 198V197H210ZM48 199V198H47ZM61 199V198H60ZM79 199V198H78ZM90 199L91 200H94V199H92L91 198V196H90ZM212 199V198H211ZM51 200V199H50ZM68 200V199H67ZM154 200V197H153V199L150 201L151 203H152V201H155ZM22 201V200H21ZM52 201V200H51ZM69 201V200H68ZM67 201V202H68ZM74 201V200H73ZM99 200H97V202H98ZM101 201V200H100ZM105 201L106 200H104V204H105ZM177 201V200H176ZM179 201V202H180ZM225 201H226V199H225ZM4 202H2V201H0V203H3V204H0V249H2V247L4 248V246L6 245V244H9L10 245V241L12 240L11 238H12V235H14L16 232H14V231H9V229L7 230L6 229V227L8 228V226L9 225H12V224H5L4 222L6 221V220H8V219H10V221L12 222V219L14 218H9L10 216H11V214H12V216H13V214L14 213H16V211H14V209L11 207V208H9V207H7L8 205H9V203H8V205L6 204V206H4ZM69 202H71V201H69ZM76 202V201H75ZM80 202V201H79ZM78 202V203H79ZM96 202V201H95ZM102 202V201H101ZM6 203V202H5ZM64 203V202H63ZM93 203L94 202H92V205H93ZM150 203V204H151ZM153 203H155V202H153ZM177 203H178V201H177ZM15 204V203H14ZM36 204V203H35ZM69 204H72V203H69ZM81 204V203H80ZM89 204H90V202H89ZM96 204V203H95ZM102 204V203H101ZM158 204V203H157ZM214 204H215V206H214ZM63 205H65V203L63 204ZM67 205V206H66ZM64 207V209L63 208H59V210L61 211V209H63L62 210V212H60V213H63V215H59V213H57L56 215H58V216H56V217H59V219H62L61 221L58 219V218H56L55 216H54V218H53V216H52V218L55 220H53L50 224H49V222H50V220L52 219H49V221H47L46 222V224L47 225H49V227L51 226V224H52V226L53 227H55L54 229H56L55 230V234L54 235H56V237H58V238H60V239H62L63 241H64V244L66 245V247H68V248H70V245H74V243L76 244H80V243H83V241H84V237H82V229L84 228V225L86 224V222H88V221H83V224H81L80 222H78L79 224H77V221H79V220H75L76 221V223L75 224H77V225H73V230L72 231H70L69 232V234H70V236H66L68 233H65L64 235L63 234H61V231H63L65 228H66V226H64L65 224H63L62 223V221H64L63 220V218L64 219H67V217H68V219H69V216L70 215H72L73 213H74V210H75V204L74 205H70L69 207H68V203L66 204ZM85 205V204H84ZM156 205V203L155 204H153V206H155ZM13 206V205H12ZM16 206H18V203L16 204ZM49 206V205H48ZM77 206H79V205H77ZM104 206H106V204L104 205ZM109 206V205H108ZM61 207V206H60ZM82 207V209H81V211H79V214L81 213L82 215H83V213H87V211L89 210V208L87 209L85 206H81ZM80 207V208H81ZM84 207V208H83ZM88 207V206H87ZM155 207H157V206H155ZM17 208V207H16ZM50 208V207H49ZM78 208V207H77ZM79 208V209H80ZM109 208H110V206H109ZM158 208V207H157ZM211 208H210V210H211ZM13 209V210H12ZM78 209V210H79ZM145 209V208H144ZM143 209V210H144ZM153 209V211H154V209L155 208H152ZM209 209V208H208ZM58 210V211H59ZM85 210H87L86 212H85ZM142 210V211H143ZM146 210V212H145V214L147 215V214H149V213H147V211H148V209H145ZM149 210H150V208H149ZM183 210V209H182ZM183 210V211H184ZM188 210H190V212L192 211L191 210V208L190 209H188ZM188 210L186 211V214H188L189 212H188ZM47 211H49V210H47ZM90 211V210H89ZM92 211V210H91ZM181 212V210L179 211V212H181L179 215L181 216V214L184 216L185 214H183L184 212ZM14 212V213H13ZM150 212V211H149ZM152 212V211H151ZM94 213V212H93ZM87 214H89V212L87 213ZM151 214V213H150ZM177 214V213H176ZM15 215V214H14ZM16 215H17V213H16ZM45 215V214H44ZM81 215V216H82ZM85 215V214H84ZM43 216V215H42ZM63 216V217H62ZM80 216V217H81ZM86 216V215H85ZM182 216V217H183ZM71 217V221H73L72 220V216H70ZM79 217V216H78ZM87 217V216H86ZM57 219V223L58 224H56L55 225V223H56V219ZM82 218H84V217H82ZM78 219V218H77ZM156 219H158V217H156ZM196 219H198V218H196ZM81 220V219H80ZM83 220H85V218L83 219ZM89 220V219H88ZM13 221H15V219L13 220ZM82 221V220H81ZM89 221H91V220H89ZM156 221V220H155ZM74 222V221H73ZM236 222V221H235ZM85 223V224H84ZM91 223V222H90ZM92 223H94V221H92ZM127 223V222H126ZM2 224H4V226H5V228H1V226H3ZM15 224V223H14ZM45 224V223H44ZM240 224V223H239ZM6 225H8V226H6ZM46 225V226H47ZM70 225V224H69ZM68 225V226H69ZM93 225V224H92ZM95 225V224H94ZM86 226H87V224H86ZM95 226H98V225H95ZM11 226H9V228H10ZM49 227H47V228H49ZM130 227H132V224L131 223H129V224H127V227L125 228L124 227V230H122L123 232H121V233H123V236H122V234H121V237L124 239V237L125 238H129V236H128V234H127V230H128V228H130ZM12 228L13 227H11L10 228V230H12ZM92 228V230L95 228H93V226L91 227ZM97 228V227H96ZM16 228H15V225H14V230H15ZM44 229V228H43ZM231 229V228H230ZM233 229V228H232ZM96 230V229H95ZM234 230V229H233ZM45 231V230H44ZM12 232H14V234L12 233ZM35 232V231H34ZM38 232V231H37ZM39 232H41V231H39ZM232 232V231H231ZM11 233H12V235H11ZM233 233H235V232H233ZM262 233H263V230H262ZM228 234H230V233H228ZM231 236H232V233L230 234ZM234 235V234H233ZM262 235V234H261ZM264 235V234H263ZM231 236H229L228 238H231ZM259 236H260V234H259ZM14 238V237H13ZM191 240V239H190ZM149 241V240H148ZM195 241V240H194ZM152 241H150V243H151ZM78 245H74V246H78ZM8 246V245H7ZM7 246H5V247H7ZM73 246V247H74ZM142 247H144L145 248V246H142ZM192 247V246H191ZM204 247H207V246H204ZM76 248V247H75ZM140 249V250H143V251H145V249L147 248H145V249ZM194 248V247H193ZM208 249V248H207ZM79 250V249H78ZM252 250H254V248H252ZM256 250V249H255ZM261 250V249H260ZM143 251H142V253H143ZM146 251H148V250H146ZM191 251H192V249H191ZM0 253H1V251H0ZM146 253H148V252H146ZM143 254H145V252L143 253ZM212 254V253H211ZM209 255H210V253H209ZM1 256V255H0ZM144 256H147L146 254L144 255ZM188 256V255H187ZM211 256V255H210ZM203 259V258H202ZM207 259V258H206Z\"/></svg>","mask_w":264,"mask_h":264}]
</instances>
